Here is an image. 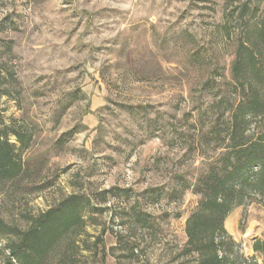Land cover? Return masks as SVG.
Segmentation results:
<instances>
[{
	"label": "rangeland",
	"instance_id": "obj_1",
	"mask_svg": "<svg viewBox=\"0 0 264 264\" xmlns=\"http://www.w3.org/2000/svg\"><path fill=\"white\" fill-rule=\"evenodd\" d=\"M256 26L264 27V0H4L0 130L24 173L0 179V219L25 229L29 218L82 194L100 211L77 248L65 242L59 256L68 252L76 264H196L183 247L199 196L171 190L214 159L213 145L197 139V113L240 97L231 64L248 28L256 40ZM18 127L31 135L23 152L9 133ZM133 212L147 215V225ZM224 228L244 258L262 264L252 249L264 242L258 199L236 208ZM7 241L0 234V264Z\"/></svg>",
	"mask_w": 264,
	"mask_h": 264
},
{
	"label": "trees",
	"instance_id": "obj_2",
	"mask_svg": "<svg viewBox=\"0 0 264 264\" xmlns=\"http://www.w3.org/2000/svg\"><path fill=\"white\" fill-rule=\"evenodd\" d=\"M255 29L256 40L250 38V28L239 38L231 64L233 88L240 97L233 103L215 99L197 113V139L204 146L213 145L214 159L206 163L193 182L178 177L171 190L180 197L185 192L199 196L196 209L185 222L183 247V254L195 256L196 264H258L254 258L247 260L239 253L224 228L227 217L238 207L258 199L264 209V27ZM210 83H203L209 92L214 89ZM253 122L258 124L255 129L251 127ZM9 133L15 137L20 152L28 148L31 135L23 127ZM23 173L20 156L9 143L7 132L0 130V179L15 181ZM114 191L100 192L98 202L107 201L108 194ZM99 211L88 196L71 194L29 218L25 229L8 226L0 219V234L8 237V254L1 264H53L58 257L59 264H76L74 255L60 252L59 256V251L65 242L77 248L75 239L83 233L90 215ZM133 217L143 226L148 223L143 213L133 212ZM98 243L102 245V241ZM252 249L262 256L264 264V242H254Z\"/></svg>",
	"mask_w": 264,
	"mask_h": 264
}]
</instances>
